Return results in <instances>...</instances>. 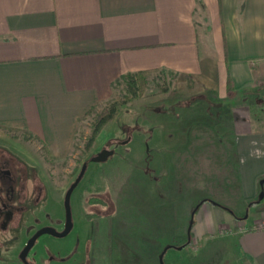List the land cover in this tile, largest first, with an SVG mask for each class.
<instances>
[{"label":"crops","instance_id":"1","mask_svg":"<svg viewBox=\"0 0 264 264\" xmlns=\"http://www.w3.org/2000/svg\"><path fill=\"white\" fill-rule=\"evenodd\" d=\"M161 70L220 97L264 94V0H0V135L60 156L124 75ZM231 127L236 197L196 207L173 239L197 255L170 264H264V131L245 115Z\"/></svg>","mask_w":264,"mask_h":264},{"label":"rangeland","instance_id":"2","mask_svg":"<svg viewBox=\"0 0 264 264\" xmlns=\"http://www.w3.org/2000/svg\"><path fill=\"white\" fill-rule=\"evenodd\" d=\"M194 83L173 72L156 71L147 75L142 94L129 100L128 84L121 78L112 99L80 121L71 149L60 156L27 133H17V141L10 134L0 135V142L26 152L38 164L51 189L61 187L63 192L84 162L104 148L115 150L106 162L89 163L73 192L78 259L89 255L108 259L109 264H161L164 253L163 264H170L172 258L195 256L192 246L183 252L182 245L176 246L185 238L173 237L184 234L183 224L190 227L193 211L203 200L229 202L236 197L238 157L231 124L245 115L255 130L264 131V94L260 87L220 97L203 93ZM113 104L114 119L87 150L97 114ZM129 136L127 143L119 142ZM57 206L62 213V205Z\"/></svg>","mask_w":264,"mask_h":264},{"label":"flooded vegetation","instance_id":"3","mask_svg":"<svg viewBox=\"0 0 264 264\" xmlns=\"http://www.w3.org/2000/svg\"><path fill=\"white\" fill-rule=\"evenodd\" d=\"M10 137L12 141L19 140L17 134ZM25 153L0 142V264H26L22 259L34 264H109L108 259H92L89 255L87 259L77 258L78 243L73 234L74 191L70 208L66 205V195L78 176L64 192L61 187L51 189L38 164ZM58 204L62 205V213ZM68 212L72 226L66 235L59 236L67 228ZM46 228L48 231L37 237L24 254L29 241Z\"/></svg>","mask_w":264,"mask_h":264},{"label":"trees","instance_id":"4","mask_svg":"<svg viewBox=\"0 0 264 264\" xmlns=\"http://www.w3.org/2000/svg\"><path fill=\"white\" fill-rule=\"evenodd\" d=\"M154 72L156 71H140L137 73H130V74L124 75L122 79L127 82L128 89L130 92V95L126 97H128L129 100L139 97L142 94V91L144 89V85L147 80V75L150 73H154ZM232 90L233 89H230V91ZM116 110H117V104H113V106L107 107L102 112L97 114L96 121L92 127L91 136L85 143V147L87 150L91 149L94 146L98 136L102 133L107 123H109L111 120L114 119ZM93 111H95V107H93L87 114ZM86 115L83 118H85ZM83 118H81L80 120H82ZM89 163H91V161H89ZM195 211L196 209L193 211V214H195Z\"/></svg>","mask_w":264,"mask_h":264},{"label":"water","instance_id":"5","mask_svg":"<svg viewBox=\"0 0 264 264\" xmlns=\"http://www.w3.org/2000/svg\"><path fill=\"white\" fill-rule=\"evenodd\" d=\"M129 140H130V138L127 139L126 141H124L123 143H127ZM114 153H115V150L114 149L104 148L99 153H97L95 156H93L90 159V161L91 162H106L112 155H114ZM88 165H89V162L88 161H86V162L83 163L82 169H81L78 177L76 178V180L74 181V183L71 185V187L69 188V190L67 192V195H66V205H67V208H70V197H71V194L74 191V189L79 185V183L81 182L82 178L84 177V175H85V173H86V171L88 169ZM261 183H264V179L261 181ZM263 198H264V191H262L261 194H260V199L262 200ZM71 226H72V223H71L70 213L68 212V225H67V228L62 233H59L57 235H59V236L66 235L68 233V231L70 230ZM47 231H48V228L41 229L29 241L27 247L25 248L24 254H26L28 252V250L33 246L34 241L37 239V237H39L42 233H45ZM170 247H172V246H169L168 248H170ZM179 248L181 249L182 246H180ZM163 254L160 256V259H161V262H162L161 264H163ZM22 260L26 264H34V263H29L27 259H22Z\"/></svg>","mask_w":264,"mask_h":264},{"label":"built area","instance_id":"6","mask_svg":"<svg viewBox=\"0 0 264 264\" xmlns=\"http://www.w3.org/2000/svg\"><path fill=\"white\" fill-rule=\"evenodd\" d=\"M254 228H255V229H264V221H262V223L256 225ZM243 230H246V229L243 228Z\"/></svg>","mask_w":264,"mask_h":264}]
</instances>
